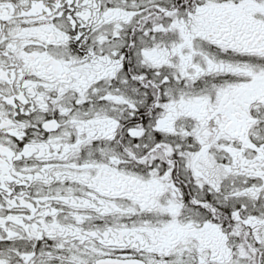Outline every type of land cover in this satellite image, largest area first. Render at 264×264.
<instances>
[{
	"label": "snow or ice",
	"instance_id": "1",
	"mask_svg": "<svg viewBox=\"0 0 264 264\" xmlns=\"http://www.w3.org/2000/svg\"><path fill=\"white\" fill-rule=\"evenodd\" d=\"M0 264H264V0H0Z\"/></svg>",
	"mask_w": 264,
	"mask_h": 264
}]
</instances>
